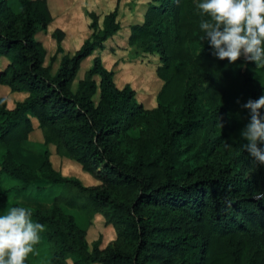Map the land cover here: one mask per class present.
I'll list each match as a JSON object with an SVG mask.
<instances>
[{
	"label": "trees",
	"instance_id": "1",
	"mask_svg": "<svg viewBox=\"0 0 264 264\" xmlns=\"http://www.w3.org/2000/svg\"><path fill=\"white\" fill-rule=\"evenodd\" d=\"M15 2L17 12L0 0V58L7 60L0 86L25 98L11 109L0 98V178L17 182L19 192L38 181L74 189L115 236L102 249L99 240L88 246L57 201L30 209L45 229L47 264L70 255L73 264H264V200L253 198L264 192V166L253 164L240 135L249 122L242 105L264 95V68L212 54L199 27L210 19L197 8L203 0H150L142 23L129 28L128 44L158 58L161 87L151 110L128 86L117 89L96 57L73 86L79 64L119 30L115 10L100 27L91 14L90 37L51 74L34 39L50 23L47 5ZM31 120L44 145L98 185L61 177L47 150L26 151Z\"/></svg>",
	"mask_w": 264,
	"mask_h": 264
},
{
	"label": "rangeland",
	"instance_id": "2",
	"mask_svg": "<svg viewBox=\"0 0 264 264\" xmlns=\"http://www.w3.org/2000/svg\"><path fill=\"white\" fill-rule=\"evenodd\" d=\"M44 1L51 20L44 30L34 35V39L44 50L43 66L48 67L51 74L56 71L62 57H71L78 47L90 37L92 29L89 16L94 15L100 27L103 16L115 10L119 30L102 44L101 49L93 51L79 64L73 86L91 68L92 59L96 57L105 70L112 72V81L117 89L128 86L133 91L135 102L140 104L144 110H151L155 107V97L161 87V82L155 76V70L159 66L157 55L145 53L137 47L130 46L127 42L129 28L142 23L144 8L150 0ZM8 3L13 11H18L15 0H8ZM55 33L61 36L60 40L56 39ZM6 63V59L0 58V70ZM0 98L5 100L6 108L11 109L15 103L25 98V94H13L7 88L0 86ZM93 101H96V96L93 97ZM31 123L33 130L24 144L26 151L47 150L53 170L61 177L73 178L83 187L98 185L97 181L70 161L65 153H56L53 146L44 145L35 121L31 120ZM0 181V193L7 188H12L5 201L0 202V215L13 207L46 211L50 209L54 201H57L62 210L74 219L75 224L80 229H84V239L88 246L99 240L98 248L102 249L114 240L112 228L104 225V220L99 214L91 212L86 199L74 189L38 181L30 184L24 192H19L18 183L14 180L1 176ZM66 200H72L74 207L66 206ZM83 206L85 209H82ZM35 249V258L30 264H47L49 253L42 237ZM75 260L76 257L70 255L65 258L63 264H73Z\"/></svg>",
	"mask_w": 264,
	"mask_h": 264
},
{
	"label": "clouds",
	"instance_id": "3",
	"mask_svg": "<svg viewBox=\"0 0 264 264\" xmlns=\"http://www.w3.org/2000/svg\"><path fill=\"white\" fill-rule=\"evenodd\" d=\"M197 8L210 17L201 20L199 27L217 59L235 63L243 57L256 68H264V0H203ZM242 107L249 113V122L240 133L248 141L243 149L254 165L264 166V148L259 147L264 144V95L249 99ZM225 146L231 147L227 142ZM253 198L264 200V192ZM44 230L32 221L28 208L13 207L0 215V264H25Z\"/></svg>",
	"mask_w": 264,
	"mask_h": 264
}]
</instances>
